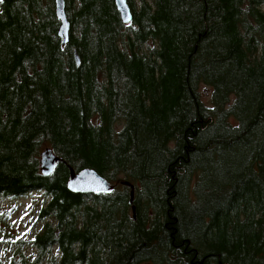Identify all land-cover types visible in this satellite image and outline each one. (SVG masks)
<instances>
[{
    "label": "trees",
    "instance_id": "trees-1",
    "mask_svg": "<svg viewBox=\"0 0 264 264\" xmlns=\"http://www.w3.org/2000/svg\"><path fill=\"white\" fill-rule=\"evenodd\" d=\"M65 1L63 45L55 0H0V200L44 195L12 263L264 264V0Z\"/></svg>",
    "mask_w": 264,
    "mask_h": 264
},
{
    "label": "rangeland",
    "instance_id": "rangeland-1",
    "mask_svg": "<svg viewBox=\"0 0 264 264\" xmlns=\"http://www.w3.org/2000/svg\"><path fill=\"white\" fill-rule=\"evenodd\" d=\"M200 92L203 99L208 101L211 88L201 85ZM43 199V193L37 191L0 200V264H13L12 255L19 247L31 256L35 255L33 241L45 223L38 214ZM52 252L53 256L58 255L57 248H53ZM43 264L56 263L52 262V258H47Z\"/></svg>",
    "mask_w": 264,
    "mask_h": 264
},
{
    "label": "water",
    "instance_id": "water-1",
    "mask_svg": "<svg viewBox=\"0 0 264 264\" xmlns=\"http://www.w3.org/2000/svg\"><path fill=\"white\" fill-rule=\"evenodd\" d=\"M116 5L121 13V17L124 23H130L133 18L131 7L128 0H115ZM56 14L61 20L59 28V36L62 38L63 45L67 44L70 38L71 24L66 13V1L55 0ZM77 56V62H80L79 56ZM62 160L53 150L48 146L41 152L40 167L43 175L52 174L58 163ZM121 184L131 187V202L134 201L135 188L134 184L129 181H121ZM68 188L75 193H105L110 194L115 188V184L103 177L93 168H84L75 171L73 168L70 170V176L68 179ZM135 211V207L133 206Z\"/></svg>",
    "mask_w": 264,
    "mask_h": 264
},
{
    "label": "bare ground",
    "instance_id": "bare-ground-1",
    "mask_svg": "<svg viewBox=\"0 0 264 264\" xmlns=\"http://www.w3.org/2000/svg\"><path fill=\"white\" fill-rule=\"evenodd\" d=\"M92 194V193H91Z\"/></svg>",
    "mask_w": 264,
    "mask_h": 264
}]
</instances>
